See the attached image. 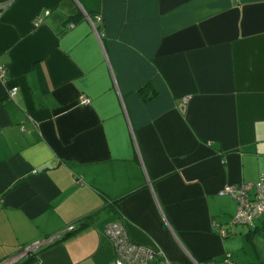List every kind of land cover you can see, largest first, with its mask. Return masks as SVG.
I'll use <instances>...</instances> for the list:
<instances>
[{
    "label": "crops",
    "instance_id": "1",
    "mask_svg": "<svg viewBox=\"0 0 264 264\" xmlns=\"http://www.w3.org/2000/svg\"><path fill=\"white\" fill-rule=\"evenodd\" d=\"M0 65V261L74 225L18 264H113L121 220L169 264H264L221 193L264 174V0H0Z\"/></svg>",
    "mask_w": 264,
    "mask_h": 264
},
{
    "label": "built area",
    "instance_id": "2",
    "mask_svg": "<svg viewBox=\"0 0 264 264\" xmlns=\"http://www.w3.org/2000/svg\"><path fill=\"white\" fill-rule=\"evenodd\" d=\"M98 18L101 19L99 15ZM6 77L7 69L0 65V80L4 81ZM16 91V86L11 87L7 92L8 97L12 99ZM89 102V98L80 96V104H89ZM221 193L229 194L236 200L237 208L232 220L234 224L252 225L256 218L264 214V174H261L255 182L226 185ZM213 227L222 236L228 233L227 228L216 222L213 223ZM74 228V225H70L54 236L23 246L16 253L1 260L0 264H18L34 254L41 246L56 241ZM105 236L113 248V264H158L161 258H165L159 248L155 249L131 241L121 220L108 223L105 227ZM165 260L169 264L166 258Z\"/></svg>",
    "mask_w": 264,
    "mask_h": 264
},
{
    "label": "trees",
    "instance_id": "3",
    "mask_svg": "<svg viewBox=\"0 0 264 264\" xmlns=\"http://www.w3.org/2000/svg\"><path fill=\"white\" fill-rule=\"evenodd\" d=\"M118 200L119 199H115V200H113V205H114V207L117 205V203H118ZM236 201V200H235ZM235 214V213H234ZM264 215V214H263ZM234 216V215H233ZM262 216V215H261ZM260 216V217H261ZM260 217H258V218H256L255 220H257V219H259ZM90 218H92V215H89L86 219H85V221L83 222V223H85V222H87V220H89ZM233 219V218H232ZM255 220H254V222H255ZM254 222H253V224L251 225V226H254ZM243 225H247V224H243ZM217 231V230H216ZM218 232V231H217ZM228 233H229V231H228ZM228 233L226 234V235H228ZM65 235V234H64ZM22 248V247H21ZM20 248V249H21ZM37 255V252H35L34 254H31L30 256H28L27 258H25L24 260H22L21 262H27V261H29V260H31L32 258H34L35 256ZM20 262V263H21Z\"/></svg>",
    "mask_w": 264,
    "mask_h": 264
}]
</instances>
